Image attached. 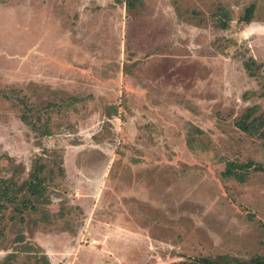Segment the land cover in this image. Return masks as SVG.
Returning <instances> with one entry per match:
<instances>
[{
  "label": "rangeland",
  "instance_id": "374dc122",
  "mask_svg": "<svg viewBox=\"0 0 264 264\" xmlns=\"http://www.w3.org/2000/svg\"><path fill=\"white\" fill-rule=\"evenodd\" d=\"M127 1L0 0V264L264 255V0Z\"/></svg>",
  "mask_w": 264,
  "mask_h": 264
},
{
  "label": "trees",
  "instance_id": "16d2710c",
  "mask_svg": "<svg viewBox=\"0 0 264 264\" xmlns=\"http://www.w3.org/2000/svg\"><path fill=\"white\" fill-rule=\"evenodd\" d=\"M131 7H132L131 0H128L127 1V8L131 9ZM253 8H254L253 6H250L249 9H247L246 15L241 20L242 22H244L246 24H249L251 22V16L253 14ZM225 24H226L225 22H222L221 25H220V28L221 29H225L226 28ZM245 68H246V70L248 72V75L250 77H253L254 74L252 72H250V67H249L248 64L245 65ZM244 130H245V128H244ZM251 168H252L251 164L241 165V166H238V167H235L233 165H228V167L226 168V170L224 172V175L227 176V177H230V176L233 175V172L236 169H251ZM252 170L254 172H261L262 171V169L260 167H254ZM40 181H41V179H38L36 181V183L40 182ZM27 192H28L29 196H31V197H33L35 195H38V196L41 195V193H38V191L35 190V182H32V183H30L28 185ZM5 197H6L5 191H1L0 190V199H4ZM6 202H9V201L7 200ZM23 204H24L23 206L25 208L28 205V203H25V202H23ZM0 208H3V205H1ZM31 208H33V207L30 206V209ZM182 264H185V263H182ZM190 264H264V255H256V256L250 258L247 261H241L239 259L232 258L230 256H218V257H216L214 259L200 258V259H196L194 262H191Z\"/></svg>",
  "mask_w": 264,
  "mask_h": 264
},
{
  "label": "crops",
  "instance_id": "0c3cea01",
  "mask_svg": "<svg viewBox=\"0 0 264 264\" xmlns=\"http://www.w3.org/2000/svg\"><path fill=\"white\" fill-rule=\"evenodd\" d=\"M52 1V0H51Z\"/></svg>",
  "mask_w": 264,
  "mask_h": 264
}]
</instances>
